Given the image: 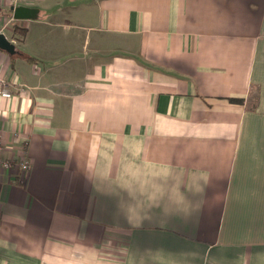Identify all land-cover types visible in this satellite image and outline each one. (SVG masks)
I'll use <instances>...</instances> for the list:
<instances>
[{
    "label": "crops",
    "instance_id": "1",
    "mask_svg": "<svg viewBox=\"0 0 264 264\" xmlns=\"http://www.w3.org/2000/svg\"><path fill=\"white\" fill-rule=\"evenodd\" d=\"M0 32V264H264V0H0Z\"/></svg>",
    "mask_w": 264,
    "mask_h": 264
},
{
    "label": "water",
    "instance_id": "2",
    "mask_svg": "<svg viewBox=\"0 0 264 264\" xmlns=\"http://www.w3.org/2000/svg\"><path fill=\"white\" fill-rule=\"evenodd\" d=\"M14 9V18L15 19H37L38 8L27 7L24 5H18ZM0 49L8 53L10 56L14 57L18 54H21L18 46L11 41L4 32H0Z\"/></svg>",
    "mask_w": 264,
    "mask_h": 264
},
{
    "label": "built area",
    "instance_id": "3",
    "mask_svg": "<svg viewBox=\"0 0 264 264\" xmlns=\"http://www.w3.org/2000/svg\"><path fill=\"white\" fill-rule=\"evenodd\" d=\"M21 0H14L13 2L17 4ZM0 94L6 97L12 96L9 86L18 87L20 84L17 81H12L11 79L1 78L0 77ZM12 166V162L9 160L0 159V168L9 169ZM21 169L27 172L31 167V161L27 158H24L20 163ZM24 180V179H22Z\"/></svg>",
    "mask_w": 264,
    "mask_h": 264
},
{
    "label": "trees",
    "instance_id": "4",
    "mask_svg": "<svg viewBox=\"0 0 264 264\" xmlns=\"http://www.w3.org/2000/svg\"><path fill=\"white\" fill-rule=\"evenodd\" d=\"M25 32H26V28H22V27H18V26L13 27V35L17 36V38L19 37L20 39H22L25 35ZM30 59H35V58L30 57Z\"/></svg>",
    "mask_w": 264,
    "mask_h": 264
},
{
    "label": "rangeland",
    "instance_id": "5",
    "mask_svg": "<svg viewBox=\"0 0 264 264\" xmlns=\"http://www.w3.org/2000/svg\"><path fill=\"white\" fill-rule=\"evenodd\" d=\"M13 1H14V0H13ZM14 4H15V3H14ZM15 5H16V4H15ZM46 18H47V17H46ZM21 181H24V180L21 179Z\"/></svg>",
    "mask_w": 264,
    "mask_h": 264
}]
</instances>
